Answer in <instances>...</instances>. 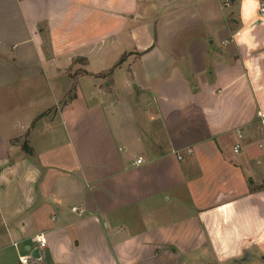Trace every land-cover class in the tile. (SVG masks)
<instances>
[{
  "label": "crops",
  "instance_id": "1",
  "mask_svg": "<svg viewBox=\"0 0 264 264\" xmlns=\"http://www.w3.org/2000/svg\"><path fill=\"white\" fill-rule=\"evenodd\" d=\"M261 6L0 0V264H264Z\"/></svg>",
  "mask_w": 264,
  "mask_h": 264
},
{
  "label": "built area",
  "instance_id": "2",
  "mask_svg": "<svg viewBox=\"0 0 264 264\" xmlns=\"http://www.w3.org/2000/svg\"><path fill=\"white\" fill-rule=\"evenodd\" d=\"M259 13L261 15H264V6H261L260 10H259ZM239 146H236V150L238 149ZM179 159H182L181 156H179ZM140 162V160L138 161ZM72 211L77 213V214H84V209H79L78 207H73L72 208ZM31 242L36 244V246L38 247V249H41V248H44L46 247L47 245V240H46V237L44 235V233H39V234H36L34 235L32 238H31ZM15 246H17V243L14 244ZM35 259V257L30 253H26V254H23L20 256L19 258V262L20 264H31V262Z\"/></svg>",
  "mask_w": 264,
  "mask_h": 264
},
{
  "label": "rangeland",
  "instance_id": "3",
  "mask_svg": "<svg viewBox=\"0 0 264 264\" xmlns=\"http://www.w3.org/2000/svg\"><path fill=\"white\" fill-rule=\"evenodd\" d=\"M8 263H12L16 259L15 249L14 248H8ZM17 261V260H16Z\"/></svg>",
  "mask_w": 264,
  "mask_h": 264
}]
</instances>
